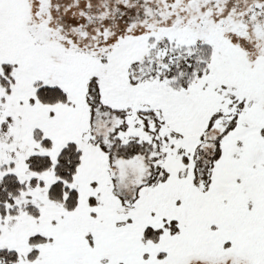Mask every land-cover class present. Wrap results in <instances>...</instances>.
<instances>
[{
	"label": "snow or ice",
	"instance_id": "6c2138e0",
	"mask_svg": "<svg viewBox=\"0 0 264 264\" xmlns=\"http://www.w3.org/2000/svg\"><path fill=\"white\" fill-rule=\"evenodd\" d=\"M0 264H264V0H0Z\"/></svg>",
	"mask_w": 264,
	"mask_h": 264
}]
</instances>
